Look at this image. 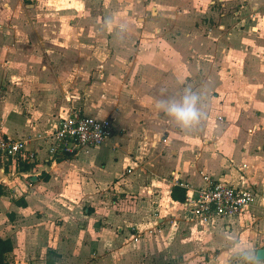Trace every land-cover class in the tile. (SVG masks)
<instances>
[{
    "label": "crops",
    "instance_id": "crops-1",
    "mask_svg": "<svg viewBox=\"0 0 264 264\" xmlns=\"http://www.w3.org/2000/svg\"><path fill=\"white\" fill-rule=\"evenodd\" d=\"M263 10L264 0H0V138L32 154L3 164L17 172L1 183L5 264H44L47 250L60 264H240L235 238L264 246V20H251ZM109 16L128 30L105 29ZM184 88L201 96L190 128L154 108ZM74 108L110 120L111 137L47 156L43 137ZM203 175L253 190L249 208L193 220L170 191Z\"/></svg>",
    "mask_w": 264,
    "mask_h": 264
},
{
    "label": "built area",
    "instance_id": "built-area-1",
    "mask_svg": "<svg viewBox=\"0 0 264 264\" xmlns=\"http://www.w3.org/2000/svg\"><path fill=\"white\" fill-rule=\"evenodd\" d=\"M255 16L264 20V10L262 14L259 11L252 15L251 20ZM112 132L110 120L85 115L80 108L71 109L58 120L51 132L43 137L46 155L51 158L66 157L73 156L81 150L89 151L106 143ZM25 151L22 140L0 138L2 173L5 162L26 161L32 156L25 154ZM16 173V171L3 173L0 183L7 185ZM202 179L203 184L197 188L180 184L184 188L182 203L196 222L209 224L218 219L236 217L243 214L251 205L255 194L253 190L235 187L208 175H203Z\"/></svg>",
    "mask_w": 264,
    "mask_h": 264
},
{
    "label": "clouds",
    "instance_id": "clouds-1",
    "mask_svg": "<svg viewBox=\"0 0 264 264\" xmlns=\"http://www.w3.org/2000/svg\"><path fill=\"white\" fill-rule=\"evenodd\" d=\"M103 27L109 31L115 29L120 33L128 30L125 23L114 17H105ZM201 96L191 88H184L179 97L162 98L154 102V108L170 117L181 128L195 126L203 118L200 107ZM231 255L240 261V264H260L257 250L246 241L235 238L229 249Z\"/></svg>",
    "mask_w": 264,
    "mask_h": 264
},
{
    "label": "trees",
    "instance_id": "trees-1",
    "mask_svg": "<svg viewBox=\"0 0 264 264\" xmlns=\"http://www.w3.org/2000/svg\"><path fill=\"white\" fill-rule=\"evenodd\" d=\"M56 160L60 159V157H55ZM27 166H23L25 169ZM43 179H47L48 175L43 174ZM3 192V187L0 183V194ZM184 189L180 186H173L170 191V196L172 199L177 201H183ZM15 203L19 206H25V201L23 197H19L15 201ZM12 250V242L9 237H1L0 236V264L7 263V254ZM57 254L52 250H47L45 254L44 264H60L56 260Z\"/></svg>",
    "mask_w": 264,
    "mask_h": 264
},
{
    "label": "water",
    "instance_id": "water-1",
    "mask_svg": "<svg viewBox=\"0 0 264 264\" xmlns=\"http://www.w3.org/2000/svg\"><path fill=\"white\" fill-rule=\"evenodd\" d=\"M257 256L259 259L263 260L264 259V247H258L257 249ZM16 264H25L23 262H17Z\"/></svg>",
    "mask_w": 264,
    "mask_h": 264
},
{
    "label": "rangeland",
    "instance_id": "rangeland-1",
    "mask_svg": "<svg viewBox=\"0 0 264 264\" xmlns=\"http://www.w3.org/2000/svg\"><path fill=\"white\" fill-rule=\"evenodd\" d=\"M140 2H141V0H140ZM150 15L151 14L149 13L148 16H150ZM132 18H133L134 23L141 24V15H134V16H132Z\"/></svg>",
    "mask_w": 264,
    "mask_h": 264
}]
</instances>
